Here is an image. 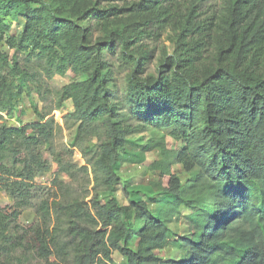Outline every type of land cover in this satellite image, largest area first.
Returning <instances> with one entry per match:
<instances>
[{"label": "trees", "instance_id": "1", "mask_svg": "<svg viewBox=\"0 0 264 264\" xmlns=\"http://www.w3.org/2000/svg\"><path fill=\"white\" fill-rule=\"evenodd\" d=\"M102 1L0 0V117L17 111L33 88L41 94L44 73L72 76L56 92L55 108L72 100L78 139L99 138L93 172L109 194L105 200L97 192L90 207L56 203L65 228H51L52 208L43 203L44 227L35 231L40 253L50 256L51 244L71 249L73 264H115L113 251L123 264H264V0H221L211 15L200 11L202 0L184 11L183 0H134L120 8H103ZM20 19L22 31L11 35ZM94 21L103 37L93 43ZM151 27L153 35L170 27L176 40L156 75L145 69L151 55L141 43ZM3 43L27 54L26 63L3 52ZM109 55L132 66L131 112L184 143L173 160L154 165L157 183L128 189V206L115 193L136 129L120 121L111 101ZM37 114L32 124L0 125V191L25 202L35 175L51 166L49 152L57 180L72 167L53 149L55 122ZM176 164L188 177L172 171Z\"/></svg>", "mask_w": 264, "mask_h": 264}, {"label": "rangeland", "instance_id": "2", "mask_svg": "<svg viewBox=\"0 0 264 264\" xmlns=\"http://www.w3.org/2000/svg\"><path fill=\"white\" fill-rule=\"evenodd\" d=\"M133 1L103 0L101 6L103 8L128 7ZM190 3L191 0H183V11ZM220 5L221 0H202L200 11L203 15L204 13L211 15L214 10L220 8ZM24 23V19L13 22L11 35H18ZM96 23L93 22V43L103 37V32ZM149 30H152V34L146 36L141 42L142 48L148 50L151 55L145 69L148 74L156 75L163 62L175 54V32L170 27L161 28L156 30V35H153L154 29L151 27ZM1 49L14 56L18 64L26 63L27 54L11 50L6 43L2 44ZM135 53H139V50L135 49ZM106 59L114 72L111 101L119 108L120 121L136 129L135 133L129 136L127 154L120 169V182L115 193L119 203L128 206L131 191L128 189L137 191L141 187L157 183L160 179V171L155 169L154 165L166 156L173 160L183 149L184 143L175 131L160 129L155 125H145L131 112L126 91L127 76L132 66L118 55H109ZM43 76L41 94H37L33 88L28 95H25L17 111L1 114L0 125L3 124L7 128L20 127L38 122L37 112L44 114L46 120L55 122L57 130L53 137V149L67 154L72 165L71 173L57 180L59 166L49 152L48 159L51 166L48 170L35 175L32 196L27 202L12 197L5 190L0 191V263L4 264H73L71 249L61 252L50 244V256H43L40 253L35 231L37 228L44 227L41 205L48 203L52 208L51 228L57 226L65 228L67 220L65 217L56 216L53 208L56 203L66 205L77 200L90 207L91 200L97 192L103 199H109V194L96 186L92 166V162L100 153L99 138L82 135L78 139L79 124H76L74 118L69 116L75 111L72 100H67L59 110L55 108L56 92L69 84L73 77L53 75L49 78L45 73ZM13 91H15L14 88ZM172 171L184 179L188 177L180 165H174ZM150 206L152 210H155L154 204L151 203ZM4 245H7L6 251L3 250ZM112 258L115 264H123L126 261L117 251H113Z\"/></svg>", "mask_w": 264, "mask_h": 264}]
</instances>
